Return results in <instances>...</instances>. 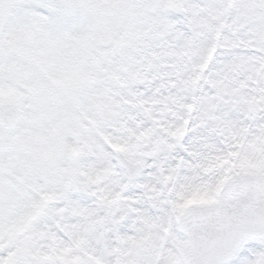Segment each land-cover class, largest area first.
Returning <instances> with one entry per match:
<instances>
[{"label":"snow or ice","instance_id":"1","mask_svg":"<svg viewBox=\"0 0 264 264\" xmlns=\"http://www.w3.org/2000/svg\"><path fill=\"white\" fill-rule=\"evenodd\" d=\"M0 264H264V0H0Z\"/></svg>","mask_w":264,"mask_h":264}]
</instances>
